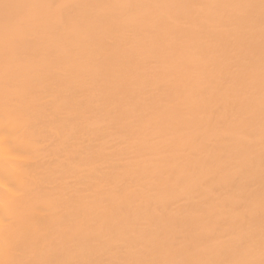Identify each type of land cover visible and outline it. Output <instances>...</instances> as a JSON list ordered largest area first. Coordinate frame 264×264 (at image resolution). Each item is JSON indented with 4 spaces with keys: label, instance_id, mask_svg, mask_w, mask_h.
<instances>
[{
    "label": "bare ground",
    "instance_id": "6f19581e",
    "mask_svg": "<svg viewBox=\"0 0 264 264\" xmlns=\"http://www.w3.org/2000/svg\"><path fill=\"white\" fill-rule=\"evenodd\" d=\"M0 264H264V0H0Z\"/></svg>",
    "mask_w": 264,
    "mask_h": 264
}]
</instances>
